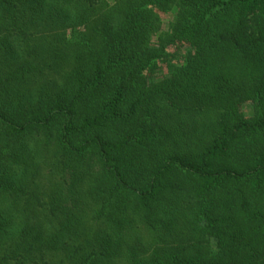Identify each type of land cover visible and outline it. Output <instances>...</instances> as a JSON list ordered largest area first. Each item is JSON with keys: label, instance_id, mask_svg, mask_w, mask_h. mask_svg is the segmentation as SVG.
<instances>
[{"label": "trees", "instance_id": "1", "mask_svg": "<svg viewBox=\"0 0 264 264\" xmlns=\"http://www.w3.org/2000/svg\"><path fill=\"white\" fill-rule=\"evenodd\" d=\"M0 264H264V0H0Z\"/></svg>", "mask_w": 264, "mask_h": 264}, {"label": "rangeland", "instance_id": "2", "mask_svg": "<svg viewBox=\"0 0 264 264\" xmlns=\"http://www.w3.org/2000/svg\"><path fill=\"white\" fill-rule=\"evenodd\" d=\"M159 15L161 16L160 21H159L160 22V31H159V34L166 33L167 31H169L168 30V26L169 25H168L167 22L169 21V19H171V15H165L162 12H160ZM89 20H90V18H89ZM31 51H32V49H31ZM26 52H27V55L30 53L29 50H26ZM53 56H54V52H52V51L50 52L49 51V57H53ZM28 58H31V56L29 55ZM53 65H54V67H57V65L55 63ZM51 76H55V75H51ZM51 175H53V173L50 171V168L49 167L39 166V182L42 184L43 188L46 189L47 191H50V189L52 188L51 184L48 182V181H50L49 180V177H51ZM13 230L14 229H12L10 231H13ZM141 231H142V236H140L139 240L141 242H143L142 243L143 245H145L149 241V238L151 237V234L148 233V232H146L145 230H141ZM5 236L8 239L7 238H3V240L7 243L8 241H10V235H5ZM136 241H138V240H136Z\"/></svg>", "mask_w": 264, "mask_h": 264}]
</instances>
